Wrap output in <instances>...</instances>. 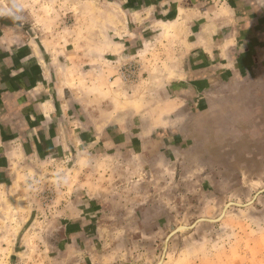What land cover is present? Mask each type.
I'll use <instances>...</instances> for the list:
<instances>
[{
  "label": "crops",
  "instance_id": "obj_1",
  "mask_svg": "<svg viewBox=\"0 0 264 264\" xmlns=\"http://www.w3.org/2000/svg\"><path fill=\"white\" fill-rule=\"evenodd\" d=\"M262 113L264 0H0V239L39 199L91 221Z\"/></svg>",
  "mask_w": 264,
  "mask_h": 264
},
{
  "label": "rangeland",
  "instance_id": "obj_2",
  "mask_svg": "<svg viewBox=\"0 0 264 264\" xmlns=\"http://www.w3.org/2000/svg\"><path fill=\"white\" fill-rule=\"evenodd\" d=\"M257 121L238 139L211 140L206 160L150 169L147 193L135 182L103 192L91 221L46 223L39 193L38 206L11 209L18 223L1 224L0 264H264V113Z\"/></svg>",
  "mask_w": 264,
  "mask_h": 264
},
{
  "label": "built area",
  "instance_id": "obj_3",
  "mask_svg": "<svg viewBox=\"0 0 264 264\" xmlns=\"http://www.w3.org/2000/svg\"><path fill=\"white\" fill-rule=\"evenodd\" d=\"M131 66L132 65L129 64L128 67H126V73H125V75H123L125 79L131 78L132 77L131 74L135 72V67L133 66V68H132Z\"/></svg>",
  "mask_w": 264,
  "mask_h": 264
},
{
  "label": "water",
  "instance_id": "obj_4",
  "mask_svg": "<svg viewBox=\"0 0 264 264\" xmlns=\"http://www.w3.org/2000/svg\"><path fill=\"white\" fill-rule=\"evenodd\" d=\"M180 229H181V228L177 229L176 231H178V230H180ZM176 231H175V232H176Z\"/></svg>",
  "mask_w": 264,
  "mask_h": 264
}]
</instances>
